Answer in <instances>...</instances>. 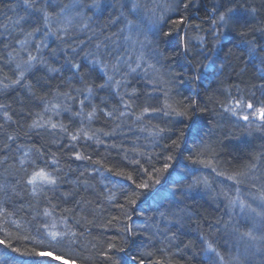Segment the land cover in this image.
Returning a JSON list of instances; mask_svg holds the SVG:
<instances>
[{
  "label": "trees",
  "instance_id": "1",
  "mask_svg": "<svg viewBox=\"0 0 264 264\" xmlns=\"http://www.w3.org/2000/svg\"><path fill=\"white\" fill-rule=\"evenodd\" d=\"M156 1L150 76L131 0H0V264H264V0Z\"/></svg>",
  "mask_w": 264,
  "mask_h": 264
},
{
  "label": "rangeland",
  "instance_id": "2",
  "mask_svg": "<svg viewBox=\"0 0 264 264\" xmlns=\"http://www.w3.org/2000/svg\"><path fill=\"white\" fill-rule=\"evenodd\" d=\"M131 0V11L135 13V18L146 20V25H128L127 31L124 35L123 48L127 51L126 57L122 58L123 62L127 63L131 69H141L142 72H148L151 76L154 72L155 65L152 64V46L150 34L157 30V1L148 0ZM141 3V4H140ZM161 3V1H160ZM153 5L148 9H143L142 5ZM141 28V29H140ZM144 28V29H143ZM236 106L231 107V110L239 118L246 120L260 121L262 118V110L257 109L251 105L237 103ZM257 124V123H256ZM45 175L38 174V179H43ZM250 205L253 207L257 219L264 220V198L252 197ZM264 223V221H263ZM66 262V261H65Z\"/></svg>",
  "mask_w": 264,
  "mask_h": 264
},
{
  "label": "snow or ice",
  "instance_id": "3",
  "mask_svg": "<svg viewBox=\"0 0 264 264\" xmlns=\"http://www.w3.org/2000/svg\"><path fill=\"white\" fill-rule=\"evenodd\" d=\"M222 19H223V17H222ZM42 175V174H41Z\"/></svg>",
  "mask_w": 264,
  "mask_h": 264
}]
</instances>
